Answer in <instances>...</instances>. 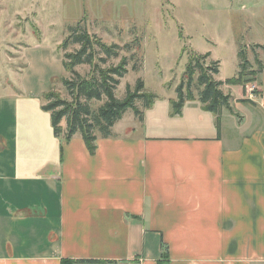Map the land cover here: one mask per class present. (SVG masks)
<instances>
[{"label": "crops", "instance_id": "obj_1", "mask_svg": "<svg viewBox=\"0 0 264 264\" xmlns=\"http://www.w3.org/2000/svg\"><path fill=\"white\" fill-rule=\"evenodd\" d=\"M258 64L254 97L223 85L219 133L197 98L171 115L175 96H157L93 154L53 133L43 102L0 100V264H264Z\"/></svg>", "mask_w": 264, "mask_h": 264}, {"label": "rangeland", "instance_id": "obj_2", "mask_svg": "<svg viewBox=\"0 0 264 264\" xmlns=\"http://www.w3.org/2000/svg\"><path fill=\"white\" fill-rule=\"evenodd\" d=\"M82 18L89 32L121 46L119 56L129 57L132 50L123 46L140 41L141 66L132 70L134 59L129 60L115 90L119 98L137 78L157 96L176 97L175 87L193 53L209 52L206 63L218 60L214 78L221 81L237 74L240 49L256 74L264 57V47L256 44L264 45V0H0V100L22 93L24 100L44 102L49 89L67 97L60 77L69 74L61 63L60 44L67 24ZM77 70L84 74L88 67ZM252 84L256 90V81L245 86ZM229 86L239 92L238 86ZM136 104L142 107V101ZM133 116L128 109L116 130L129 128ZM8 117L7 110L0 115L4 123Z\"/></svg>", "mask_w": 264, "mask_h": 264}, {"label": "trees", "instance_id": "obj_3", "mask_svg": "<svg viewBox=\"0 0 264 264\" xmlns=\"http://www.w3.org/2000/svg\"><path fill=\"white\" fill-rule=\"evenodd\" d=\"M67 35L60 44L64 51L61 63L68 76L60 77L61 85L67 97L49 89L44 94L41 108L49 112L53 133L70 141L80 134L88 151L93 154L98 137L107 138L113 135V125L123 114L131 109L135 117L142 121L143 110L151 106L157 95L145 90L144 82L137 78L134 85L127 84L125 94L119 98L115 94L120 79L127 73L129 60L134 59L132 70L141 66L138 51L139 39L126 43L123 48L132 50L131 55H120L121 46L107 43L95 33L89 32L84 19L67 24ZM262 47V46H261ZM204 54L193 53L189 57L184 71V79L175 87L176 97L170 100L171 115L181 113L188 100L197 98L203 109L215 116L217 133L220 132L221 113L224 109L232 112V95L222 90L223 84H239L255 81L254 70H249V60L244 49L238 51L239 71L224 81L216 80L219 72V61L205 59ZM118 59L116 63L113 60ZM87 66L82 74L77 66ZM247 74L253 77H246ZM142 101L140 108L136 102ZM63 263H98L94 259L62 260Z\"/></svg>", "mask_w": 264, "mask_h": 264}, {"label": "built area", "instance_id": "obj_4", "mask_svg": "<svg viewBox=\"0 0 264 264\" xmlns=\"http://www.w3.org/2000/svg\"><path fill=\"white\" fill-rule=\"evenodd\" d=\"M248 88V91H249V94L251 97H254L256 94V90H255V84H252L250 86L247 87ZM118 264H128V262L124 261V262H120Z\"/></svg>", "mask_w": 264, "mask_h": 264}]
</instances>
